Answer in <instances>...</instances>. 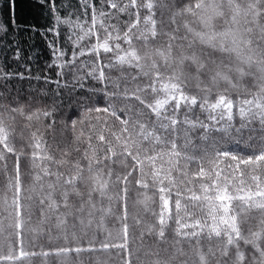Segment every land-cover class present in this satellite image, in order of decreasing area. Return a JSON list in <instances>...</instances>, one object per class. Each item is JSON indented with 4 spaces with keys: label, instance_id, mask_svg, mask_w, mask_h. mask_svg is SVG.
<instances>
[{
    "label": "snow or ice",
    "instance_id": "snow-or-ice-1",
    "mask_svg": "<svg viewBox=\"0 0 264 264\" xmlns=\"http://www.w3.org/2000/svg\"><path fill=\"white\" fill-rule=\"evenodd\" d=\"M79 4L82 12L62 18L55 0H34L46 27L32 31L53 34L55 79L13 90L14 78H33L0 66V264L35 255L71 264V254L97 250H115L118 264H264V0ZM16 10L17 0H2L0 43L21 30ZM62 26L70 49L59 44ZM18 119L34 129L30 153L17 149ZM41 126L60 127L59 157ZM77 144H86L82 154ZM22 160L33 169L25 200L38 199L40 225L54 216L64 241L51 252L25 246L32 205L21 199ZM173 221L177 237L196 241L194 259L178 261L182 249L133 258L130 231L133 241L166 243ZM204 239L217 247L204 251Z\"/></svg>",
    "mask_w": 264,
    "mask_h": 264
},
{
    "label": "trees",
    "instance_id": "trees-1",
    "mask_svg": "<svg viewBox=\"0 0 264 264\" xmlns=\"http://www.w3.org/2000/svg\"><path fill=\"white\" fill-rule=\"evenodd\" d=\"M95 2V0H94ZM57 8L60 12L61 17L67 15V13H73L80 11L79 0H55ZM34 0H17V21L21 24V30L17 31L13 36L7 38L6 43H0V66L7 65L8 69L13 72H22L25 77L31 76L33 79L29 81L25 79L24 81H20L18 78H14L12 81L13 90L16 88H22L27 91L29 87L37 88L43 86V77L47 76L52 79H55V69L50 68L49 65L52 63V52L49 48V41L53 39V34L48 33L47 36L41 35V32L32 31V25H37L38 29H42L46 27L45 21L42 18H35L36 10L33 7ZM0 6H2V0H0ZM164 12L162 19L167 21L169 12L168 10H162ZM159 15V14H158ZM75 19V16H73ZM91 22V10L89 9L88 15V23ZM178 22H180L178 20ZM114 24H120L123 26L122 21H116L115 19L112 21ZM87 27V25H85ZM217 27L223 26V21L216 22ZM66 27L62 26L61 33L59 37V44L66 49H70L71 45L67 42L66 39ZM181 34H183L181 32ZM7 43H11L12 47H7ZM20 51V58L16 60L15 51L16 49ZM70 55V51H69ZM107 73V69L105 70ZM112 76H119L120 73L117 70H113L110 73ZM40 76L41 80L38 82L35 77ZM245 87H251L250 81L244 82ZM200 119H205V115L199 114ZM115 127V125H114ZM15 128V140L17 149L21 147L24 148L26 153H30V149L27 147L29 143V138L31 131L34 129L27 128L25 126V122L21 119H18L14 124ZM41 131H45V138L48 141L49 151L56 154L59 157L61 151L64 149V142H62V132L59 126H57L55 132L51 130H45L41 126ZM86 135L88 134L87 129H85ZM68 143H71V137H68ZM59 145V146H58ZM76 147H79L81 154L86 147V144H77ZM72 159L77 158L76 153H72ZM14 163V158L9 161V166L11 167ZM26 163V160H22V172L23 175V186L25 191L21 193V199L24 203L32 205L31 215L26 216V227L24 231L25 235V246L30 252H51L55 247L65 246L64 241L62 239V235L58 236V230L54 227L55 217L53 216L51 221L48 223H44L40 225V210L38 199L33 196L32 201L25 200V197L30 195L28 189L32 186V173L33 169L31 167L30 162L27 163V166L23 165ZM6 181L2 176H0V197L4 194ZM9 197L11 193H8ZM258 219V213L253 214ZM256 223V219L251 221V224L254 225ZM43 228V231H40V228ZM109 228H112L113 225L111 223L108 224ZM118 227V225H116ZM176 225L173 222H170V228L167 233V242L166 243H157L155 237L145 236L144 240L140 239L132 240L133 233L130 231V243L134 253V257L136 254H139L143 257V253L147 249L152 250H160L162 255H171L175 252L176 249H182L185 256H179L177 253L178 261L184 259H194L193 253L196 248L195 240H187L177 237L175 235L174 229ZM36 228L37 231L33 232L32 229ZM49 228H51V239H49ZM98 238L103 239V236L97 234ZM138 236V232L135 234ZM179 241V243H177ZM211 244L213 249L217 247V242L215 240L208 241L206 239L201 241V246L204 251H207V248ZM165 249L167 251H165ZM218 257V254H217ZM71 261V264H118V257L116 255L115 250H111L109 252H103L97 250L96 252H83L79 257L75 255V253L71 254L68 258ZM45 260L49 262V264H56L57 258L54 255H49L48 257H44L42 255H35L30 258L29 264H45Z\"/></svg>",
    "mask_w": 264,
    "mask_h": 264
}]
</instances>
